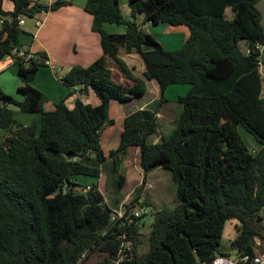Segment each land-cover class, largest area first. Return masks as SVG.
<instances>
[{"label":"trees","instance_id":"trees-1","mask_svg":"<svg viewBox=\"0 0 264 264\" xmlns=\"http://www.w3.org/2000/svg\"><path fill=\"white\" fill-rule=\"evenodd\" d=\"M11 1L13 10L7 12L0 0V61L13 59L24 98L18 101L0 88V128L5 130L0 144V264H81L91 251L104 254L94 264H108L117 248V228L104 230L110 208L121 203L122 194L113 192L110 205L96 183L84 190L73 178H98L105 164L118 171L131 147L139 148L141 189L147 172L167 168L180 199L171 210L153 208L148 249L135 251V264H211L216 254L264 249L254 248V237L264 242V96L256 48L264 45V31L258 0H128L131 19L123 16L118 0H86L83 8L92 16V31L100 35L102 54L86 67L71 66L60 80L68 88H90L100 102L91 105L77 98L69 107L67 95L52 101L50 110L44 109L49 98L31 84L44 64L35 56L45 58V52L19 55L21 29L15 19L20 13L33 17L47 6ZM227 7L230 19L224 15ZM141 14L156 24H184L189 36L179 48L166 49L136 21ZM105 22L124 24L126 30L108 33ZM242 40L248 53L239 47ZM119 46L140 55L143 78L118 56ZM146 80L158 84L160 103L128 114L118 146L106 157L101 133L113 122L110 100L144 96ZM172 84L189 85L177 97L180 113L167 136L149 142L156 133L158 107ZM9 104L38 113L39 126L16 121ZM239 125L258 142L257 150L244 144ZM123 181L120 175L119 185ZM140 218L130 227L135 243H141ZM230 219L239 222L238 236L224 246L222 231Z\"/></svg>","mask_w":264,"mask_h":264},{"label":"crops","instance_id":"crops-1","mask_svg":"<svg viewBox=\"0 0 264 264\" xmlns=\"http://www.w3.org/2000/svg\"><path fill=\"white\" fill-rule=\"evenodd\" d=\"M60 1H68V3L59 4ZM85 1L86 0H35L37 4L47 6V9L37 12L33 17L26 16L24 23L20 26L21 32L17 44L20 48L19 55H22L24 50L29 51L30 55L38 51H43L46 55L45 58L35 56L38 60L42 59L44 64L38 67V70L31 81V84L34 87L42 91L49 98V101L44 104V109L46 110L52 109V101H58L61 97L67 95L69 96L66 99V104L69 107L73 105L74 100L77 98L81 99L84 103H89L91 105H97L100 102L99 98L90 88H68L62 84L60 80V77L66 73L71 66L79 65L86 67L102 54L100 35L97 32L92 31V16L83 8ZM118 1L123 16L126 19H131L128 0ZM55 4L56 6H54ZM2 8L7 12L12 11V1L2 0ZM256 8L260 11V23L264 31V0H258L256 2ZM224 15L228 19L232 17L233 14L229 7L225 9ZM143 18V14L138 15L136 21L140 24L143 30L150 33L166 49L173 50L179 48L189 36V29L184 24L170 25L164 22L156 24L150 21H144ZM103 28L106 32L111 34H122L126 30L124 24L109 22H105ZM239 47L242 51H246L247 49L246 46L243 48L241 47V42L239 43ZM259 51L258 70L262 83V95L264 96V45H262ZM118 56L125 62L128 68L131 69L134 76L143 78L144 63L138 53L127 52L123 46H119ZM5 70L13 72L11 75V81L18 90V87L22 85V80L17 73V66L11 57H7L0 61V71L4 72ZM2 87L3 86L0 83V88L2 89ZM188 89V84H172L166 88L164 92L166 100L161 103L156 113L157 134L162 135L161 128H164L166 123H170L171 125L174 123L175 125L178 116L177 115L173 118V113L172 116L170 114L171 109L165 108L170 102L166 97V94L175 91L177 95L176 97H178L179 95L185 94ZM20 93L24 98V94L22 92ZM159 98L160 92L156 81L146 80V93L144 96L124 102L113 99L110 100L108 115L113 122L105 125L101 133V148L106 157H108L109 152L114 150L119 144L124 118L135 110L151 107V105ZM12 112L15 117L17 111L12 110ZM24 114H30L21 115L24 119L26 116H29V119L24 120L23 122H18L24 126L29 125L30 123H35L36 127L39 126L38 113ZM120 125H122V127L114 134V128H117ZM4 135L5 130L0 128V144ZM160 137L162 136H159L158 139ZM151 142H157V138L153 139ZM131 148L130 150L134 151L133 161H137V159H139V148ZM128 164L129 161L127 159V165ZM156 168L159 169L160 167ZM99 180L100 177L96 178L85 175H77L73 178V181L80 184L82 183L84 186H90L95 183L99 185ZM138 184L139 181L135 185ZM151 186L152 183L147 181L145 177L142 190L150 188ZM129 196L130 194L127 193L121 202H129Z\"/></svg>","mask_w":264,"mask_h":264},{"label":"rangeland","instance_id":"rangeland-1","mask_svg":"<svg viewBox=\"0 0 264 264\" xmlns=\"http://www.w3.org/2000/svg\"><path fill=\"white\" fill-rule=\"evenodd\" d=\"M244 46H246V43L244 40H242L241 47L243 48ZM1 71H0V83L3 86L2 90L6 94L14 97L16 100L21 101L23 99L22 94L16 89L15 85H13L11 81L12 80L11 75L13 72L10 70H5L4 72ZM176 96L177 95L175 91H171L166 94V97L169 99L170 102L165 106V108L171 109L170 114L172 116L173 113V118L179 115L181 110V105L177 102ZM159 103L160 101L157 100L151 105V107H156ZM7 107L9 109L17 111V113L15 114L16 121L23 122L24 120L29 119L28 118L29 116H26L25 119L21 117V115H30V114L20 113L16 105L9 104ZM31 116H35V115H31ZM121 127L122 125H120L117 128H114L113 131L114 134L118 132V130ZM173 127H174V123L172 125L170 123H166V125H164V128H161L162 135L155 133L148 138V141L151 142L155 138H157L158 141L161 138L160 137L158 139L159 136L162 137L167 136ZM238 132L244 144L250 150L253 148L254 150L258 149L259 147L258 142L251 136V134L245 131L244 128L241 127L240 125L238 126ZM133 157H134V151L129 149L128 153L123 156L118 171L108 170L107 164H105L104 166L105 168L101 171V174L99 176L100 180L98 186L101 192L103 193L105 200L110 205H114L112 202L113 192L118 190L119 193L122 194L123 198L127 193L130 194V196L128 197L129 202L133 203L132 200H136L134 201L135 210H139L142 207L150 209L149 213L143 214L141 216L139 223V225L143 230L142 243L140 244L139 252H144L145 250L148 249V236L153 222V214H152L153 208L171 210L180 203V199L177 193V185L171 177V171L163 167H160L159 169L157 168L152 169L151 171L146 173V179L147 181L152 183V186L150 188L142 190L143 188L141 189L142 187L141 183L144 174L139 164V159H137V161H133ZM127 159L129 161L128 165H127ZM120 175L124 176V181L122 185H119ZM138 181L139 184L135 185ZM80 185L84 186L82 183ZM76 189L81 190L82 188L76 186ZM137 194L139 195L138 199H135V196ZM263 223H264V219H263ZM237 224H239V222L236 219H230L225 222L221 236L222 245L229 246L231 241L238 236V230L236 228ZM254 241L256 242V244H254L255 246L254 248H258V249L264 248V242H261L259 238L254 237ZM232 254H234V252ZM103 255H104L103 253H100L98 251H91L90 253L81 257L80 263L94 264L99 259H101Z\"/></svg>","mask_w":264,"mask_h":264},{"label":"built area","instance_id":"built-area-1","mask_svg":"<svg viewBox=\"0 0 264 264\" xmlns=\"http://www.w3.org/2000/svg\"><path fill=\"white\" fill-rule=\"evenodd\" d=\"M24 14H18L15 16L17 23L21 26L25 19ZM262 44H256V48L260 50ZM250 50L246 49V53ZM30 54L27 56L29 58ZM48 63V62H46ZM90 186H85L84 190H88ZM134 203L121 202L117 207L110 208V221L108 226L105 228L104 233L108 230L112 231L113 227L116 226V239L117 248L114 254L111 256L108 264H135V251H140V244L142 243L143 230L140 229L139 233L141 243H135L132 239L130 227L134 221L150 212L149 208L142 207L139 210L134 209ZM113 232V231H112ZM202 264V263H198ZM211 264H264V249L258 253H247V252H236L231 255L216 254L212 259Z\"/></svg>","mask_w":264,"mask_h":264},{"label":"water","instance_id":"water-1","mask_svg":"<svg viewBox=\"0 0 264 264\" xmlns=\"http://www.w3.org/2000/svg\"><path fill=\"white\" fill-rule=\"evenodd\" d=\"M54 6H56V4ZM74 159H76V157H74Z\"/></svg>","mask_w":264,"mask_h":264}]
</instances>
